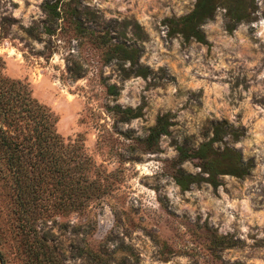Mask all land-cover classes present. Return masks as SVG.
<instances>
[{
	"label": "rangeland",
	"instance_id": "1",
	"mask_svg": "<svg viewBox=\"0 0 264 264\" xmlns=\"http://www.w3.org/2000/svg\"><path fill=\"white\" fill-rule=\"evenodd\" d=\"M42 1L0 0V74L50 108L69 155L77 143L87 158V203L54 210L49 196L35 223L52 264H264V0H248L250 16L231 29L226 5L216 6L200 25L206 42L171 33L166 20L196 0H80L85 32L61 18L46 31ZM106 29L110 41L138 47L146 74L126 75L130 60L106 58L89 32ZM165 112L168 131L151 145ZM222 118L242 132L214 145L239 149L251 170L182 189L176 169L201 166L180 160L177 145H198ZM9 224L0 209L6 263L33 264Z\"/></svg>",
	"mask_w": 264,
	"mask_h": 264
},
{
	"label": "trees",
	"instance_id": "2",
	"mask_svg": "<svg viewBox=\"0 0 264 264\" xmlns=\"http://www.w3.org/2000/svg\"><path fill=\"white\" fill-rule=\"evenodd\" d=\"M221 4L226 5L230 16L229 29L234 21L250 16L252 3L248 0H196L190 12L166 18L169 31L180 33L185 39L206 42L200 25L211 18L216 6ZM41 6L46 31L51 32L54 23L61 18L70 19L76 31L85 32L87 26L83 25L81 16L90 12L81 6L80 0H43ZM126 22L135 26L137 31L133 32L138 38L143 37L135 20L126 19ZM89 32L95 44L105 46L107 59L117 55L121 60H130V65L123 67L126 75L131 72L146 74L148 67L139 64L137 46L110 41L109 29L95 34L94 30ZM109 89L114 86L110 85ZM125 111L133 112L131 108ZM169 115L165 112L156 117L146 136L151 145L161 134L167 133ZM56 120L50 108L33 97L20 79L0 74V209L7 210L9 229L13 228L22 253L33 264H52L51 256L40 249L43 244L35 228L40 209L46 206L44 198H55L50 208L67 210L72 206L83 207L91 197L86 183L87 158L77 143H73V156L69 155L72 149L63 143L56 131ZM241 132L225 118L212 119L205 129V134H210L207 139L196 146L178 144L180 160L194 157L201 166L197 173L178 167L174 178L180 187L186 189L201 181L217 185L218 176L226 173L240 177L248 174L253 166L252 159L244 158L239 149L227 144L214 145L226 134L237 139ZM47 187L49 191H45ZM0 263L7 264L1 250Z\"/></svg>",
	"mask_w": 264,
	"mask_h": 264
}]
</instances>
